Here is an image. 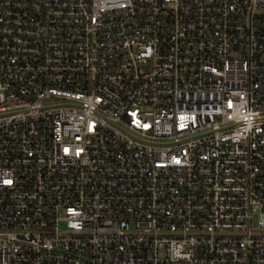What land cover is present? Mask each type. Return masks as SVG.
<instances>
[{"label": "built area", "instance_id": "built-area-1", "mask_svg": "<svg viewBox=\"0 0 264 264\" xmlns=\"http://www.w3.org/2000/svg\"><path fill=\"white\" fill-rule=\"evenodd\" d=\"M0 264H264V0H0Z\"/></svg>", "mask_w": 264, "mask_h": 264}]
</instances>
